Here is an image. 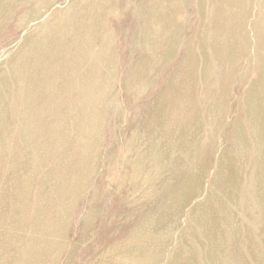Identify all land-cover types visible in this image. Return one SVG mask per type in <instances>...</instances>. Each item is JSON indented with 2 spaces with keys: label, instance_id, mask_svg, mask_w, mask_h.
Wrapping results in <instances>:
<instances>
[{
  "label": "rangeland",
  "instance_id": "obj_1",
  "mask_svg": "<svg viewBox=\"0 0 264 264\" xmlns=\"http://www.w3.org/2000/svg\"><path fill=\"white\" fill-rule=\"evenodd\" d=\"M88 1L0 0V264H264V0Z\"/></svg>",
  "mask_w": 264,
  "mask_h": 264
},
{
  "label": "bare ground",
  "instance_id": "obj_2",
  "mask_svg": "<svg viewBox=\"0 0 264 264\" xmlns=\"http://www.w3.org/2000/svg\"><path fill=\"white\" fill-rule=\"evenodd\" d=\"M89 1H90V0H89ZM89 1H88V2H89ZM98 1H99V0H98ZM84 2H85V1H84ZM102 2H103V1H102ZM256 2H257V1H256ZM82 3H83V2H82ZM83 4H84V3H83ZM100 5H101V4H100ZM261 6H262V5H261ZM75 7H76V6H75ZM47 8H48V7H47ZM84 8H85V7H84ZM85 10H86V9H85ZM100 10H101V9H100ZM97 11H98V10H97ZM105 11H106V10H105ZM108 11H109V10H108ZM92 12H93V11H92ZM110 14H111V13H110ZM30 16H31V15H30ZM251 16H252V15H251ZM253 16H254V15H253ZM102 17H103V16H102ZM103 18H104V17H103ZM84 19H85V18H84ZM255 19H257V18H255ZM72 20H73V19H72ZM100 21H101V20H100ZM101 22H102V21H101ZM81 26H82V25H81ZM99 26H100V25H99ZM95 29H96V28H95ZM62 30H63V29H62ZM107 31H108V30H107ZM98 33H99V32H98ZM256 33H257V32H256ZM60 35H61V34H60ZM251 35H252V34H251ZM83 36H84V35H83ZM109 37H110V36H109ZM111 38H112V36H111ZM68 39H69V38H68ZM110 40H111V39H110ZM253 41H254V40H253ZM61 42H62V41H61ZM30 43H31V42H30ZM49 43H50V42H49ZM62 43H63V42H62ZM233 43H234V42H233ZM241 44H242V43H241ZM229 45H230V43H229ZM48 46H49V45H48ZM31 47H33V46H31ZM43 47H44V46H43ZM50 47H51V46H50ZM109 48H110V47H109ZM106 49H107V48H106ZM242 49H243V48H242ZM64 50H65V49H64ZM232 50H233V49H232ZM254 50H255V49H254ZM98 51H99V50H98ZM214 51H215V50H214ZM221 52H222V51H221ZM26 53H27V52H26ZM99 53H100V52H99ZM30 55H31V54H30ZM63 55H65V54H63ZM230 55H231V54H230ZM101 56H102V55H101ZM234 56H235V55H234ZM75 57H76V56H75ZM103 57H104V56H103ZM111 58H112V57H111ZM18 59H19V58H18ZM64 59H65V58H64ZM90 59H91V58H90ZM108 59H109V58H108ZM66 60H67V59H66ZM66 60H65V61H66ZM16 61H17V60H16ZM13 62H14V61H13ZM13 64H14V63H13ZM88 64H89V63H88ZM10 66H11V65H10ZM6 67H8V65H6ZM13 67H14V66H13ZM28 67H29V66H28ZM11 68H12V67H11ZM11 68H10V69H11ZM15 68H16V67H15ZM190 68H191V67H190ZM12 69H13V68H12ZM24 69H25V68H24ZM45 69H46V68H45ZM54 69H55V68H54ZM14 70H15V69H14ZM55 70H56V69H55ZM58 70H59V69H58ZM15 71H17V70H15ZM50 71H51V70H50ZM56 71H57V70H56ZM3 72H4V71H3ZM44 72H45V71H44ZM64 72H65V71H64ZM248 72H249V71H248ZM4 73H5V72H4ZM33 73H34V72H33ZM42 73H43V72H42ZM2 74H3V73H2ZM68 74H69V73H68ZM257 74H258V73H257ZM58 75H59V74H58ZM61 75H62V73H61ZM243 75H244V74H243ZM5 76H6V75H5ZM13 76H14V75H13ZM70 76H71V75H70ZM73 76H74V75H73ZM25 77H26V76H25ZM59 77H60V76H59ZM68 77H69V76H68ZM78 77H79V76H78ZM170 77H171V76H170ZM11 78H12V77H11ZM17 78H18V77H17ZM52 78H53V77H52ZM74 78H75V77H74ZM57 79H58V78H57ZM110 79H112V78H110ZM50 80H52V79H50ZM48 81H49V80H48ZM72 81H73V80H72ZM72 81H71V82H72ZM14 82H15V81H14ZM50 82H51V81H50ZM77 82H78V81H77ZM249 83H250V82H249ZM52 84H53V83H52ZM90 84H91V83H90ZM240 84H241V83H240ZM2 85H3V83H2ZM48 85H49V84H48ZM74 85H75V84H74ZM77 85H78V84H77ZM51 86H53V85H51ZM71 86H72V85H71ZM2 87H3V86H2ZM14 88H15V87H14ZM48 88H49V86H48ZM71 88H72V87H71ZM133 88H134V87H133ZM15 89H16V88H15ZM44 89H45V88H44ZM78 89H79V88H78ZM51 90H52V89H51ZM82 90H84V89H82ZM33 91H34V90H33ZM61 91H62V90H61ZM66 91H67V90H66ZM50 92H51V91H50ZM54 92H55V91H54ZM83 93H84V92H83ZM85 93H86V92H85ZM115 93H116V92H115ZM115 93H114V94H115ZM88 94H89V93H88ZM53 96H54V95H53ZM241 96H242V95H241ZM9 99H10V98H9ZM42 99H44V98H42ZM42 99H41V100H42ZM84 99H85V98H84ZM241 99H242V98H241ZM22 100H23V99H22ZM8 101H9V100H8ZM58 101H59V100H58ZM75 102H76V101H75ZM93 102H94V100H93ZM40 103H41V102H40ZM43 103H44V102H43ZM12 104H13V102H12ZM19 104H20V103H19ZM41 104H42V103H41ZM41 104H40V105H41ZM48 104H49V103H48ZM48 104H47V105H48ZM99 104H100V103H99ZM118 105H119V104H118ZM6 106H7V105H6ZM92 106H93V105H92ZM41 107H42V106H41ZM64 108H65V107H64ZM72 110H73V109H72ZM90 110H91V109H90ZM9 114H10V113H9ZM118 114H119V113H118ZM64 116H65V115H64ZM234 116H235V115H234ZM7 117H8V116H7ZM60 117H61V116H60ZM103 117H104V116H103ZM62 118H63V117H62ZM65 118H66V117H65ZM0 120H1V119H0ZM12 120H13V119H12ZM68 120H69V119H68ZM7 122H9V121H7ZM7 122H5V123H7ZM63 122H64V121H63ZM101 122H102V121H101ZM2 123L5 124L4 121H3ZM59 123H60V122H59ZM74 123H75V122H74ZM90 123H91V122H90ZM49 124H51V123H49ZM57 124H58V123H57ZM60 124H61V123H60ZM5 125H6V124H5ZM0 127H1V126H0ZM59 127H60V126H59ZM260 127H261V126H260ZM7 128H8V126H7ZM7 128H6L5 130H8ZM56 128L58 129V127H56ZM78 128H79V127H78ZM1 129H2V127H1ZM91 129H92V128H91ZM91 129H90V130H91ZM5 130H4V131H5ZM9 130H10V128H9ZM9 130L7 131L8 133L10 132ZM72 130H73V129H72ZM83 130H84V129H83ZM1 131H2V130H1ZM11 131H12V130H11ZM55 131H56V130H55ZM59 131H60V130H59ZM63 131H64V130H63ZM68 131H69V130H68ZM5 132H6V131H5ZM7 132H6V133H7ZM10 133H11V132H10ZM22 133H24V132H22ZM54 133H57V132H54ZM64 133H65V132H64ZM4 134H5V133H4ZM14 135L16 136L15 132H14ZM23 135H25V134H23ZM89 135H90V134H89ZM5 136H6V134H5ZM10 136H11V135H9V137H10ZM20 136H21V135H20ZM55 136L57 137L58 135L56 134ZM61 136H62V134H61ZM234 136H235V135H234ZM22 137H24V136H22ZM65 137H66V136H65ZM101 137H103V136H101ZM54 138H55V137H54ZM60 138H61V137H60ZM58 139H59V138H58ZM84 139H85V138H84ZM58 141H59V140H57V142H58ZM54 142H55V140H54ZM61 142H62V141H61ZM58 143H59V142H58ZM55 144H56V143H55ZM71 145H72V144H71ZM37 146H38V145H37ZM37 146H36V148H37ZM39 147H40V146H39ZM52 147H53V146H52ZM55 147H56V146H55ZM63 147H64V146H63ZM87 147H88V146H87ZM68 148H70V147H68ZM41 149H42V148H41ZM52 149H53V148H52ZM34 150H35V149H34ZM34 150H33V151H34ZM36 150H37V149H36ZM43 150H44V149H43ZM43 150H40L41 153H42ZM96 150H97V149H96ZM33 151H32V152H33ZM49 151H51V150H49ZM52 151H53V150H52ZM97 151H98V150H97ZM30 152H31V151H30ZM45 152H46V151H45ZM54 152H55V151H54ZM150 152H151V151H150ZM37 153H39V152H37ZM42 154L45 155V153H42ZM47 154H48V153H47ZM97 154H99V153L97 152ZM40 155H41V154H40ZM56 155H57V154H56ZM80 155H81V153H80ZM101 155H102V154H101ZM37 156H39V154H37ZM45 156H46V155H45ZM45 156H44V157H45ZM94 156H95V155H94ZM40 157H41V156H40ZM32 158H33V157H32ZM50 158H51V157H50ZM225 158H226V157H225ZM225 158H224V159H225ZM40 159H41V158H40ZM64 159H65V158H64ZM172 159H173V158H172ZM229 159H230V158H229ZM95 160H96V159H95ZM31 161H32V160H31ZM41 161H42V160H41ZM45 162H46V161H45ZM54 162H55V160H54ZM100 162H101V161H100ZM115 162H116V161H115ZM220 162H221V161H220ZM222 162H223V161H222ZM225 162H226V161H225ZM230 162H231V161H230ZM32 163H33V162H32ZM34 163H35V162H34ZM42 163H43V162H42ZM47 163H48V162H47ZM62 163H63V162H62ZM233 163H234V162H233ZM26 164H27V163H26ZM30 164H31V162H30ZM30 164H29V165H30ZM50 164L52 165V163H50ZM229 164H230V163H229ZM0 165H1V164H0ZM5 165H6V164H5ZM20 165H21V164H20ZM32 165H33V164H32ZM66 165H67V164H66ZM93 165H94V164H93ZM2 166H3V164H2ZM101 166H102V165H101ZM3 167H4V166H3ZM7 167H8V166H7ZM26 167H27V166H26ZM55 167H56V166H55ZM222 167H223V166H222ZM224 167H225V166H224ZM227 167H228V165H227ZM28 168H29V167H28ZM30 168H31V165H30ZM62 168H63V167H62ZM62 168H61V169H62ZM115 168H117V167H115ZM232 168H233V167H232ZM232 168H231V167H228V169L226 168V174L224 175L225 172L222 174V175H224L223 179H222V175H221V178L219 177L220 180L222 179V181H221L220 185H218V186H223V189H224L225 185L231 186V184H232L233 182H235L234 180L236 179L237 176L234 175V172H233ZM0 169H1V166H0ZM61 169H60V170H61ZM67 169H68V168H67ZM69 169H70V168H69ZM146 169H147V168H146ZM222 169H223V168H222ZM1 170H2V169H1ZM1 170H0V171H1ZM3 171H4V168H3ZM6 171H7V170H6ZM10 171H11V170H10ZM50 171H51V170H50ZM55 171H56V169H55ZM76 171H77V170H76ZM224 171H225V170H224ZM238 171H239V169H237V172H238ZM1 172H2V171H1ZM52 172H53V171H52ZM73 172H74V171H73ZM94 172H95V170H94ZM241 172H242V171H241ZM28 173H29V172H28ZM34 173H35V172H34ZM59 173H60V172H59ZM75 173H76V172H75ZM84 173H85V172H84ZM37 174H39V172H37ZM47 174H48V173H47ZM90 174H91V173H90ZM24 175H26V174H24ZM24 175H23V176H24ZM43 175H44V174H43ZM49 175H50V174H49ZM57 175H58V174H57ZM246 175H247V174H246ZM47 176H48V175H47ZM55 176H56V175H55ZM132 176H133V175H132ZM238 176H239V175H238ZM25 177H26V176H25ZM33 177H34V176H33ZM37 177H39V176H37ZM87 177H88V176H87ZM241 177H242V176H241ZM237 178H238V177H237ZM239 178H240V177H239ZM27 179H29V178H26V181H28ZM44 179H45V178H44ZM78 179H79V178H78ZM240 179H241L242 182H243L244 177H243V178H240ZM240 179H238V180H240ZM24 181H25V180H24ZM26 181H25L24 184H26ZM32 182H33V181H32ZM34 182H35V181H34ZM80 182H81V181H80ZM51 183L53 184V182H51ZM218 183H219V182H218ZM237 183H238V182H236L235 184H236V186L238 187ZM240 183H241V182H240ZM14 184H15V183H14ZM84 184H85V182H84ZM205 184H206V183H205ZM29 185H31V183H29ZM40 185H41V184H40ZM233 185H234V183H233ZM233 185H232L231 188H233ZM10 186H11V185H10ZM20 186H21V185H20ZM48 186H49V185H48ZM48 186H47V187H48ZM55 186H56V185H55ZM81 186H82V185H81ZM241 186H242V185H241ZM1 187H2V186H1ZM7 187H8V186H7ZM22 187H23V185H22ZM28 187H29V186H28ZM32 187H33V186H32ZM237 187H236V188H237ZM14 188H15V187H14ZM35 188H36V187H35ZM35 188H34V189H35ZM49 188H50V187H49ZM53 188H54V187H53ZM85 188H86V187H85ZM221 188H222V187H221ZM226 188H227V187H226ZM26 189H27V188H26ZM218 189H219V188H218ZM227 189H228V188H227ZM227 189H226V191H227ZM15 190H16V188H15ZM15 190H14V191H15ZM22 190H23V189H22ZM27 190L29 191V188H28ZM30 190H31V189H30ZM49 190H50V189H49ZM224 190H225V189H224ZM224 190H223V191H224ZM229 190H230V189H229ZM231 190H232V189H231ZM236 190H237V189H236ZM238 190H239V189H238ZM5 191H6V190H5ZM33 191H34V190H33ZM69 191H70V190H69ZM71 191H72V190H71ZM218 191H220V189H219ZM15 192H17V191H15ZM26 192H27V191H26ZM61 192H62V190H61ZM136 192H137V191H136ZM228 192H229V191H228ZM235 192H236V191H235ZM235 192H234V193H235ZM9 193H10V192H9ZM12 193H13V192H12ZM21 193H22V192H21ZM27 193H28V192H27ZM36 193H37V192H36ZM59 193H60V192H59ZM65 193H66V192H65ZM73 193H74V192H73ZM13 194H15V193H13ZM13 194H12V195H13ZM77 194H78V193H77ZM150 194H151V193H150ZM22 195H23V194H22ZM26 195H27V194H26ZM45 195H46V194H45ZM70 195H71V194H70ZM73 195H74V194H73ZM73 195H72V196H73ZM216 195H218V194H216ZM14 196H15V195H14ZM14 196H13V197H14ZM39 196H40V195H39ZM55 196H56V195H55ZM67 196L69 197V194H67ZM67 196H66V198H67ZM218 196H219V195H218ZM226 196H227V194H226ZM226 196H225V199H226ZM228 196H229V193H228ZM230 196H231V194H230ZM234 196H235V195H234ZM10 197H12V196L10 195ZM15 197H16V196H15ZM23 197H24V196H23ZM81 197H82V196H81ZM127 197H128V196H127ZM2 198H3V197H2ZM31 198H32V195H31ZM36 198H37V197H36ZM39 198H40V197H39ZM41 198H42V197H41ZM59 198H60V196H59ZM233 198H234V197H233ZM8 199H9V198H8ZM13 199H14V198H13ZM21 199H22V198H21ZM21 199H20V200H21ZM28 199H29V198H28ZM28 199H27V200H28ZM33 199H34V198H33ZM44 199H45V198H44ZM63 199H64V197H63ZM70 199H71V197H70ZM76 199H77V197H76ZM79 199H80V198H79ZM130 199H131V198H130ZM216 199H217V198H216ZM234 199H235V198H234ZM16 200L19 201V198H17ZM35 200H36V199H35ZM42 200H43V199H42ZM217 200H218V199H217ZM236 200H237V199H236ZM5 201H6V200H5ZM22 201H23V200H22ZM31 201H32V200H31ZM40 201H41V200H40ZM61 201H62V200H61ZM69 201H70V200H68V202H69ZM72 201H73V200H72ZM79 201H80V200H79ZM208 201L212 202V203H211V206L214 205V201H211L210 199H209ZM218 201H219V200H218ZM222 201H223V200H222ZM225 201H226V200H225ZM232 201H233V199H232ZM13 202H14V201H13ZM20 202H21V201H20ZM20 202H19V205H20ZM25 202H26V199H25ZM35 202H36V201H35ZM10 203H11V202H10ZM26 203H27V202H26ZM62 203H64V202L62 201ZM140 203H141V202H140ZM228 203H229V202H228ZM12 204H13V203H12ZM14 204H16V202H15ZM21 204H22V202H21ZM29 204H30V203H29ZM34 204H35V203H34ZM34 204H33V205H34ZM43 204H44V202H43ZM47 204H48V203H47ZM55 204H56V203H55ZM215 204H216V203H215ZM218 204H219V203H218ZM232 204H233V203H232ZM0 205H2V204L0 203ZM7 205H9V204L7 203ZM68 205H69V204H68ZM123 205H124V204H123ZM216 205H217V204H216ZM22 206H23V205H22ZM27 206H28V203H27ZM51 206H52V205H51ZM54 206H55V205H54ZM61 206H62V205H61ZM70 206H71V205H70ZM83 206H84V205H83ZM214 206H215V205H214ZM217 206H218V205H217ZM221 206H222V205H221ZM12 207H13V206H12ZM14 207H15V206H14ZM25 207H26V205H25ZM32 207H34V206H32ZM212 207H213V206H212ZM219 207H220V206H219ZM219 207H217V208L220 209V211H221L222 209L219 208ZM16 208H19V207H16ZM26 208H27V207H26ZM39 208H40V207H39ZM57 208H58V207H57ZM61 208H62V207H61ZM66 208H68V207L66 206ZM214 208H215V207H214ZM11 209H12V208H11ZM19 209H20V208H19ZM21 209H22V208H21ZM23 209H24V208H23ZM23 209H22V210H23ZM31 209H32V208H31ZM208 209H209V208H208ZM223 209H224V208H223ZM13 210H14V209H13ZM22 210H21V211H22ZM27 210H28V209H26V211H27ZM35 210H36V209H35ZM40 210H41V209H40ZM44 210H45V209H44ZM72 210H73V209H72ZM209 210H210V209H209ZM215 210H217V209H215ZM18 211H19V210H18ZM24 211H25V209H24ZM45 211H46V210H45ZM45 211H44V212H45ZM210 211H211V210H210ZM225 211H226V209H225ZM5 212H6V211H5ZM28 212H29V210H28ZM30 212H31V210H30ZM30 212H29V213H30ZM44 212H43V213H44ZM57 212H58V211H57ZM66 212H68V211H66ZM211 212H213L215 215L217 214V211H214V210H213V211H211ZM11 213H12V212H11ZM18 213H19V212H18ZM18 213H17V214H18ZM22 213H23V212H22ZM22 213H20V215H22ZM23 214H24V213H23ZM25 214H26V213H25ZM30 214H31V213H30ZM40 214H42V213H40ZM63 214H64V213H63ZM63 214L60 213V216H61V215L63 216ZM208 214H209V213H208ZM214 214H212V215L210 216V218H211L212 220L215 219V218L217 219V217H218V216L215 217ZM67 215H68V214H67ZM67 215H66V216H67ZM209 215H210V214H209ZM223 215H224V213H223ZM17 216H19V214H18ZM23 216L25 217V216H27V215H23ZM28 216H30V215H28ZM33 216H34V215H33ZM46 216H47V215H46ZM68 216H69V215H68ZM68 216H67V217H68ZM207 216H208V215H207ZM207 216H206V217H207ZM31 217H32V216H31ZM37 217H39V216H37ZM43 217H44V216H43ZM67 217H66V218H67ZM7 218H8V217H7ZM22 218H23V217H22ZM25 218H26V217H25ZM40 218H42V216L39 217V218H37V219H40ZM44 218H45V217H44ZM64 218H65V217H64ZM68 218H69V217H68ZM70 218H71V217H70ZM218 218H219V217H218ZM221 218H223V217L221 216ZM19 219H20V218H19ZM33 219H34V218H33ZM47 219H48V218H47ZM59 219H60V218H59ZM207 219H208V218H207ZM211 219H210V220H211ZM223 219H224V218H223ZM40 220H41V219H40ZM45 220H46V219H45ZM62 220H64V219L62 218ZM66 220H68V219H66ZM66 220H65V223H66ZM184 220H185V219H184ZM224 220H225V219H224ZM6 221H7V220H6ZM21 221H22V220H21ZM24 221H25V220H24ZM29 221H30V219H29ZM36 221H39V220H36ZM43 221H44V220H43ZM60 221H61V220H60ZM68 221H69V220H68ZM70 221H71V220H70ZM25 222H26V221H25ZM50 222H51V221H50ZM211 222H212V221H211ZM213 222H217V221H214V220H213ZM18 223H19V222H18ZM28 223H30V222H28ZM33 223H34V222H33ZM40 223H41V222H40ZM60 223H61V222H60ZM36 224H37V223H36ZM56 224H57V223H55V225H56ZM61 224H62V223H61ZM61 224H60V225H61ZM70 224H71V222H70ZM210 224H211V223H210ZM210 224H209V225H210ZM212 224H213V223H212ZM212 224H211V225H212ZM215 224H216V223H215ZM13 225H14V224H13ZM20 225H21V224H20ZM213 225H214V224H213ZM216 225H217V224H216ZM216 225H214V226H212V227L210 226L211 229H212V230H215ZM0 226H1V224H0ZM11 226H12V225H11ZM14 226H15V225H14ZM17 226L19 227V225H17ZM31 226H32V225H31ZM40 226H41V224H40ZM64 226H65V225H64ZM68 226H69V225H68ZM68 226H67V227H68ZM15 227H16V226H15ZM54 227H55V226H54ZM210 227H209V228H210ZM3 228H4V227H3ZM3 228H2V229H3ZM39 228H40V227H39ZM56 228L58 229L59 227L57 226ZM65 228H66V227H65ZM9 229H10V228H9ZM13 229H14V228H13ZM40 229H41V228H40ZM52 229H53V228H52ZM10 230H11V229H10ZM19 230H20V229H19ZM27 230L29 231L28 228H27ZM30 230H31V229H30ZM34 230H35V229H34ZM55 230H56V229H55ZM67 230H68V228H67ZM17 231H18V230H16V232H17ZM234 231H235V230H234ZM18 232H19V231H18ZM22 233H23V232H22ZM28 233H29V232H28ZM28 233H27V234H28ZM36 233H39V232H36ZM64 233H66V232H64ZM231 233H232V232H231ZM235 233H236V231H235ZM235 233H234V234H235ZM0 234H1V233H0ZM5 234H7V232H6ZM9 234H10V233H9ZM39 234H40V233H39ZM59 234H61V233H59ZM2 235H3V232H2ZM10 235H11V234H10ZM15 235H17V234H14V236H15ZM20 235H21V234H20ZM29 235H30V234H29ZM36 235H37V234H36ZM42 235H43V234H42ZM55 235H56V234H55ZM57 235H58V234H57ZM14 236H13V237H14ZM18 236H19V235H18ZM18 236H17V239H18ZM23 236H24V235H23ZM33 236H34V235H33ZM49 236H50V234H49ZM62 236H63V235H62ZM71 236H72V235H71ZM0 237H1V236H0ZM25 237H27V236H25ZM37 237H39V236H37ZM40 237H41V235H40ZM40 237H39V238H40ZM55 237H56V236H55ZM64 237H65V236H64ZM67 237H68V235H67ZM81 237H82V236H81ZM5 238H6V236H5ZM5 238H3V239H5ZM42 238H43V236H42ZM44 238H45V237H44ZM48 238L50 239L51 237H48ZM82 238H83V237H82ZM154 238H155V237H154ZM29 239H32V238L29 237ZM36 239H37V238H36ZM40 239H41V238H40ZM46 239H47V238H45V240H46ZM41 240H42V239H41ZM43 240H44V239H43ZM53 240H55V239H53ZM53 240H52V241H53ZM81 240H82V239H81ZM8 241H10V240L8 239ZM18 241H19V240H18ZM25 241H26V240H25ZM30 241H31V240H30ZM50 241H51V239H50ZM82 241H84V240H82ZM4 242H5V241H4ZM36 242H37V241L35 240V243H36ZM58 242H59V241H58ZM29 243H30V242H29ZM35 243H34V244H35ZM127 243H128V242H127ZM4 244H5V243H4ZM7 244H8V243H7ZM10 244H11V243H10ZM25 244H26V243H25ZM53 244L55 245V243H53ZM15 245H18V244H15ZM27 245L29 246L28 243H27ZM36 245H37V244H36ZM41 245H44V243L41 244ZM5 246H6V245H5ZM5 246H4V247H5ZM13 246H14V244H13ZM28 246H26L25 250L28 249ZM31 246H33V245H31ZM48 246H49V245H48ZM56 246H57V245H56ZM248 246H249V245H248ZM0 247H1V246H0ZM29 247H30V246H29ZM40 247H41V246H40ZM54 247H55V246H54ZM249 247H250V246H249ZM7 248H8V247H7ZM17 248H18V247H17ZM31 248H32V247H31ZM31 248H29V250H30ZM35 248H36V247H35ZM44 248H45V247H44ZM52 248H53V247H52ZM0 249H1V248H0ZM8 249H9V248H8ZM39 249H41V248H39ZM39 249H37V250H39ZM49 249H50V248H49ZM55 249H56V248H55ZM58 249H59V248H58ZM6 250H7V249H6ZM33 250H34V248H33ZM33 250H32V252H33ZM37 250H35V251H37ZM107 250H108V249H107ZM12 251H13V250H12ZM35 251H34V252H35ZM40 251H41V250H40ZM51 251H52V250H51ZM58 251H59V250H58ZM235 251H237V252H239V253L242 254V249H241L240 246H238V248H237ZM21 252H22V251H21ZM28 252H29V251H28ZM28 252H27V253H28ZM48 252H49V251H48ZM176 252H177V251H176ZM248 252H250V251L248 250ZM251 252H252V251H251ZM7 253H8V251H7ZM1 254H3V253H1ZM12 254H13V253H12ZM23 254H24V252H23ZM235 254H236V253H235ZM248 254H249V253H248ZM6 255H7V254H6ZM237 255H238V253H237ZM2 256H3V255H2ZM7 256H11V255L8 254ZM7 256H6V257H7ZM40 256H41V255H40ZM240 256H242V255H240ZM250 256H251V255H250ZM14 257H16V256H14ZM52 257H53V256H52ZM238 257H239V255H238ZM251 257H252V256H251ZM43 258H44V257H43ZM43 258H42V259H43ZM253 258H254V257H253ZM67 259H68V256H67V258H66L65 261H67ZM251 259H252V258H251ZM12 260H13V259H12ZM35 260H36V258H35ZM37 260H39V259H37ZM50 260H51V258H50ZM96 260H97V259H96ZM253 260H254V259H253ZM253 260H252V261H253ZM0 261H1V258H0ZM7 261H8V260H7ZM21 261H22V260H21ZM21 261H20V262H21ZM41 261H42V260H41ZM65 261H64V262H65ZM94 261H95V260H94ZM237 261H238V264H239V261H240L239 258H237ZM241 261H242V259H241ZM255 261H256V260H255ZM3 262H4V259H3ZM22 262H23V261H22ZM28 262H29V261H28ZM33 262H34V261H33ZM45 262H46V261H45ZM243 262H244V261H243ZM247 262H248V260H247ZM0 263H2V262H0ZM255 263H256V262H255ZM21 264H22V263H21ZM23 264H24V263H23ZM31 264H32V263H31ZM35 264H36V263H35ZM243 264H244V263H243Z\"/></svg>",
  "mask_w": 264,
  "mask_h": 264
}]
</instances>
